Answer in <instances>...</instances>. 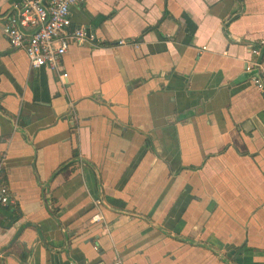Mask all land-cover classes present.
I'll return each instance as SVG.
<instances>
[{"label": "crops", "instance_id": "1", "mask_svg": "<svg viewBox=\"0 0 264 264\" xmlns=\"http://www.w3.org/2000/svg\"><path fill=\"white\" fill-rule=\"evenodd\" d=\"M20 4L0 0V264H264V0L81 1L95 39L64 80L4 35Z\"/></svg>", "mask_w": 264, "mask_h": 264}, {"label": "built area", "instance_id": "2", "mask_svg": "<svg viewBox=\"0 0 264 264\" xmlns=\"http://www.w3.org/2000/svg\"><path fill=\"white\" fill-rule=\"evenodd\" d=\"M81 1L84 0H21L18 13L5 19L3 33L12 47L26 51L31 67L57 70L64 80L68 75L62 71L61 62L70 44H87L95 39L84 27L73 26L71 9ZM249 52L254 58L247 69L255 71L252 82L264 96V39L252 45ZM0 202H12L6 186L0 188ZM94 219H100V215ZM114 264L125 263L117 259Z\"/></svg>", "mask_w": 264, "mask_h": 264}, {"label": "trees", "instance_id": "3", "mask_svg": "<svg viewBox=\"0 0 264 264\" xmlns=\"http://www.w3.org/2000/svg\"><path fill=\"white\" fill-rule=\"evenodd\" d=\"M3 186H6V185L4 184L3 176L0 175V188L3 187ZM13 212H14V214H15V216H14V220H17V219L19 218V216H20V213L17 212V211H13Z\"/></svg>", "mask_w": 264, "mask_h": 264}, {"label": "water", "instance_id": "4", "mask_svg": "<svg viewBox=\"0 0 264 264\" xmlns=\"http://www.w3.org/2000/svg\"><path fill=\"white\" fill-rule=\"evenodd\" d=\"M262 58V54H261V56H260V59Z\"/></svg>", "mask_w": 264, "mask_h": 264}, {"label": "flooded vegetation", "instance_id": "5", "mask_svg": "<svg viewBox=\"0 0 264 264\" xmlns=\"http://www.w3.org/2000/svg\"><path fill=\"white\" fill-rule=\"evenodd\" d=\"M60 76V75H59Z\"/></svg>", "mask_w": 264, "mask_h": 264}]
</instances>
